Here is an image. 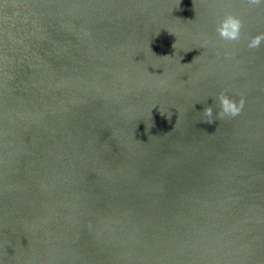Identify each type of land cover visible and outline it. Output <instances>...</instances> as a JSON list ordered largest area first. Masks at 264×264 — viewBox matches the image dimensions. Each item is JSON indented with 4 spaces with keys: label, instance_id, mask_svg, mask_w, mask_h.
<instances>
[{
    "label": "water",
    "instance_id": "obj_1",
    "mask_svg": "<svg viewBox=\"0 0 264 264\" xmlns=\"http://www.w3.org/2000/svg\"><path fill=\"white\" fill-rule=\"evenodd\" d=\"M262 32L244 0H0V264H264Z\"/></svg>",
    "mask_w": 264,
    "mask_h": 264
},
{
    "label": "clouds",
    "instance_id": "obj_2",
    "mask_svg": "<svg viewBox=\"0 0 264 264\" xmlns=\"http://www.w3.org/2000/svg\"><path fill=\"white\" fill-rule=\"evenodd\" d=\"M244 2L250 7L264 6V0H244ZM243 28L244 23L238 16L226 13L223 18L218 21L216 33L218 37L225 42H239L242 39ZM262 46H264V32L248 38V49L257 50ZM213 100L217 105L215 113L212 105L206 106L203 110L204 115L208 117L205 121L207 123H213L216 120L224 118H234L240 115L245 103L243 98L237 100L234 96L230 95L227 90L221 91Z\"/></svg>",
    "mask_w": 264,
    "mask_h": 264
}]
</instances>
